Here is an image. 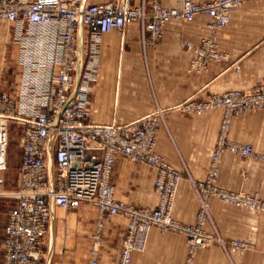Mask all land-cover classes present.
<instances>
[{"label": "built area", "instance_id": "built-area-1", "mask_svg": "<svg viewBox=\"0 0 264 264\" xmlns=\"http://www.w3.org/2000/svg\"><path fill=\"white\" fill-rule=\"evenodd\" d=\"M253 0H213L198 4L184 0L179 8H167L158 0L134 6L129 0L84 5V0H0V22L10 25L11 43L17 48L18 81L12 93L0 91V185L9 165L11 124L19 127L21 165L18 187L5 197L14 201L3 229L2 264H45L46 240L51 223V202L60 209H79L84 203L98 207L88 264H99L106 218L127 219L126 235L118 264H131L135 253L147 250L153 229L186 238L189 257L195 264L201 249L219 243L230 255L245 254L251 245L226 242L209 232L214 200L257 215H264V198L223 189L218 184L220 161L225 155L264 161L252 145L231 140L235 119L264 112V83L250 89L190 100L178 110L186 116L223 111L217 145L207 177L190 179L198 200L195 224L173 217L175 199L183 180L157 151L158 134L166 125L167 111L156 110L127 125H99L91 121L90 99L99 68L100 39L104 34L123 33L137 23L144 52L158 46L171 21L192 22L208 16L210 35L196 48L190 71L202 74L212 62L225 58L218 34L232 15ZM88 30V50L80 80V27ZM54 172L51 171V157ZM132 162L157 171L156 208L128 205L115 198L112 184L116 160Z\"/></svg>", "mask_w": 264, "mask_h": 264}, {"label": "crops", "instance_id": "crops-1", "mask_svg": "<svg viewBox=\"0 0 264 264\" xmlns=\"http://www.w3.org/2000/svg\"><path fill=\"white\" fill-rule=\"evenodd\" d=\"M112 1L116 0H84V5ZM152 1L129 0V3L140 6ZM158 1L167 8H179L184 0ZM192 1L203 4L213 0ZM210 22L205 15L192 22L171 21L163 41L146 52L137 23L127 26L123 33L102 35L99 68L90 99L91 121L99 125H127L153 113L157 107L167 111L166 125L158 134L157 151L183 175L173 217L186 225L195 224L200 208L190 179L201 181L207 177L223 111L186 116L178 107L190 100H204L211 95L264 83V0H253L232 15L230 23L218 34L219 48L225 58L212 62L209 71L196 74L190 71V64L201 40L210 35ZM9 29L8 23L0 22V51L9 43L17 58ZM79 32L78 80L88 50V30L81 26ZM230 137L264 154V112L235 119ZM50 157L54 172L52 154ZM157 177V171L121 155L112 175L115 198L136 207L156 208L159 204L155 191ZM218 184L229 191L264 198V161L225 155L220 161ZM97 220L98 207L94 203L87 202L79 209L66 211L51 202L45 264H88ZM126 229L124 217L105 219L99 264H118ZM207 230L217 232L226 242L245 241L251 249L245 254L228 255L215 243L198 252L195 264H264V215L216 199L211 205ZM188 257L185 237L153 229L147 250L135 253L131 264H186Z\"/></svg>", "mask_w": 264, "mask_h": 264}, {"label": "rangeland", "instance_id": "rangeland-1", "mask_svg": "<svg viewBox=\"0 0 264 264\" xmlns=\"http://www.w3.org/2000/svg\"><path fill=\"white\" fill-rule=\"evenodd\" d=\"M15 55V51L9 43L6 47L3 46L0 51V91L9 93L14 91L17 78ZM19 137V129L15 126V123L11 124L9 165L8 170L4 175H1V177L4 176V185H0V190L11 192L18 187L21 160ZM0 194L4 195L3 191ZM13 203L14 201L11 199L0 198V264H2L3 258V228L7 220L8 211Z\"/></svg>", "mask_w": 264, "mask_h": 264}, {"label": "trees", "instance_id": "trees-1", "mask_svg": "<svg viewBox=\"0 0 264 264\" xmlns=\"http://www.w3.org/2000/svg\"><path fill=\"white\" fill-rule=\"evenodd\" d=\"M15 126H17L16 124H15ZM17 128L19 129V127L17 126ZM9 156H10V148H9ZM21 156H22V153H21V149H20V158H21ZM20 165H21V160H20ZM19 169H20V167H19ZM14 204V203H13ZM12 204V205H13Z\"/></svg>", "mask_w": 264, "mask_h": 264}, {"label": "bare ground", "instance_id": "bare-ground-1", "mask_svg": "<svg viewBox=\"0 0 264 264\" xmlns=\"http://www.w3.org/2000/svg\"><path fill=\"white\" fill-rule=\"evenodd\" d=\"M1 191H5V192H7L6 190H0V192H1ZM7 194H8V192H7ZM5 195H6V194H5ZM0 196H2V195L0 194Z\"/></svg>", "mask_w": 264, "mask_h": 264}, {"label": "water", "instance_id": "water-1", "mask_svg": "<svg viewBox=\"0 0 264 264\" xmlns=\"http://www.w3.org/2000/svg\"><path fill=\"white\" fill-rule=\"evenodd\" d=\"M51 171L53 172V165H51Z\"/></svg>", "mask_w": 264, "mask_h": 264}]
</instances>
